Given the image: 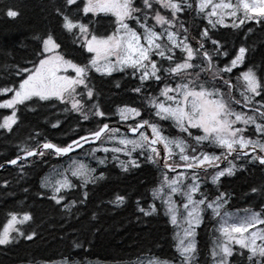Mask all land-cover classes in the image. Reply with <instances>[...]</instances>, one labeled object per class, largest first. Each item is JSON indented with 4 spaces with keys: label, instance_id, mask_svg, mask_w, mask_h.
<instances>
[{
    "label": "snow or ice",
    "instance_id": "obj_1",
    "mask_svg": "<svg viewBox=\"0 0 264 264\" xmlns=\"http://www.w3.org/2000/svg\"><path fill=\"white\" fill-rule=\"evenodd\" d=\"M54 7L61 34L80 50L84 62L70 58L55 33L36 37L41 46L32 66H18V79L0 86V109H11L0 130L13 132L20 106L29 102L41 107L58 102L78 124L99 118L97 126L66 146L37 139L20 149L23 157L7 163L68 157L66 168L54 169L41 181L47 199L56 205L71 190L84 189L82 200L64 204L65 210L87 202V186L104 178L103 172L97 176L96 168L69 156L84 144L94 145L90 155L99 165L112 153L111 160L124 173L152 165L161 173L151 189L152 203L137 204L146 217L163 209L175 230L179 264H194L196 229L209 214L219 233L212 264H264V208L233 213L227 208L229 194L220 191L222 178L236 176L247 165L264 168V67H246L237 75L234 70L245 65L249 49L241 45L230 52L217 35L219 28L239 30L248 22L264 27V0H59ZM5 14L14 19L19 12L8 6ZM101 15L112 18L111 31L95 27L100 21L93 18ZM93 72L101 77L120 72L138 81L130 90L139 104L117 105L111 114L103 110ZM109 115L118 117V126L105 122ZM98 152L104 157H97ZM125 201V195L117 194L111 203L119 207ZM9 215L0 227V246L20 237L32 240L35 232L28 234L23 226L33 216ZM148 264L173 261L156 258Z\"/></svg>",
    "mask_w": 264,
    "mask_h": 264
},
{
    "label": "trees",
    "instance_id": "obj_2",
    "mask_svg": "<svg viewBox=\"0 0 264 264\" xmlns=\"http://www.w3.org/2000/svg\"><path fill=\"white\" fill-rule=\"evenodd\" d=\"M59 0H0V86L16 80L18 66L31 67L37 49L41 46L36 37L55 33L64 45L70 58L84 62L80 50L74 49L71 41L61 34L59 18L55 5ZM8 6L18 10V17L12 19L5 14ZM100 23L95 27L104 33L111 31L109 21L112 18L98 17ZM200 21L197 20V24ZM251 28L252 31L248 32ZM218 37L225 46L234 52L244 45L249 49L245 65L234 70L236 74L246 67H264V27L248 22L241 29L219 28ZM101 107L110 114L117 105L124 103L139 104V97L131 92V87L138 81L123 73L114 72L111 77H101L92 73ZM119 82L121 88H116ZM1 99V98H0ZM64 106L55 103L41 107L29 102V106H20L19 119L13 132L0 130V167L22 152L20 149L32 145L37 139H45L61 144L70 140L77 118L64 117ZM11 111L0 110V121ZM69 113H67L68 115ZM92 122L80 123L83 131L89 132L96 127ZM117 117L109 115L105 122L115 123ZM59 122V127L52 124ZM73 122V123H71ZM173 134H179L173 128ZM39 134V136H37ZM211 148V147H210ZM208 148L211 151L218 149ZM90 151V148H89ZM96 166L95 175L101 172L104 178L96 184H89L87 202H78L70 210L64 204L73 200L81 201L84 189H73L65 194L62 205L47 199L46 190L40 180L47 169L59 164L54 158H38L5 166L0 170V227L6 223L10 213H30L33 220L25 227L28 234L35 232L32 240L23 237L13 244L0 246V264H53L71 260V264H134L147 258L171 260L179 263L176 252V238L173 226L168 223L163 209L151 217L144 216L139 206L147 207L152 203L151 189L161 179L160 171L152 165H142L124 173L111 160ZM126 159L125 157H121ZM23 165V167H21ZM220 191L229 194L228 210L244 211L264 208V168L247 165L234 177L222 178ZM79 183V182H77ZM213 193L216 189L208 185ZM252 188L257 191L253 192ZM50 194V193H48ZM117 194L125 195L123 205L116 207L111 201ZM216 220L209 214L198 228L196 235L197 255L194 264H209L211 261L212 241L216 236Z\"/></svg>",
    "mask_w": 264,
    "mask_h": 264
},
{
    "label": "rangeland",
    "instance_id": "obj_3",
    "mask_svg": "<svg viewBox=\"0 0 264 264\" xmlns=\"http://www.w3.org/2000/svg\"><path fill=\"white\" fill-rule=\"evenodd\" d=\"M233 2H235V0H233ZM2 99V98H1ZM0 110H7V111H11V109H0ZM11 114V112H10ZM8 114V115H10ZM112 154V153H111ZM104 153L103 152H98L96 153V156L97 157H104ZM123 157V156H122ZM39 158V157H38ZM73 160H77V161H82L88 165H90L91 167H96L97 165L100 166L97 161L95 159L92 158V156L90 155V151H86V152H83L81 153L80 155L78 156H75V157H72ZM70 163L69 159L68 160H65L62 164H58L56 167H53V169H51L50 171H46L43 178L46 177L49 173L53 172L54 169H63V168H66L68 166V164ZM151 194V193H150ZM157 204H159V201H156ZM231 212L233 213H238L240 215H243L245 210L244 211H235V210H232ZM19 214V213H18ZM20 215H23V214H20ZM10 218V216L7 218V220ZM217 223V222H216ZM216 227H217V224H216ZM198 229H196V232H197ZM216 236L214 238V240L212 241V247H213V242L215 241L216 237L219 235L218 232H216ZM21 238V237H20ZM175 238H176V235H175ZM19 239V238H18ZM17 239V240H18ZM195 240H196V237H195ZM176 243H177V239H176ZM212 249V248H211ZM150 259H156V258H148V259H144L140 262H136L134 264H148V261ZM48 264V263H47ZM54 264H64L63 261H59V262H56ZM76 264H79V263H76ZM94 264H102V263H94ZM173 264H179V263H173ZM210 264H212V258H211V261H210Z\"/></svg>",
    "mask_w": 264,
    "mask_h": 264
},
{
    "label": "bare ground",
    "instance_id": "obj_4",
    "mask_svg": "<svg viewBox=\"0 0 264 264\" xmlns=\"http://www.w3.org/2000/svg\"><path fill=\"white\" fill-rule=\"evenodd\" d=\"M64 117H69L70 119L73 117V115L72 114H68L67 115V113L65 114V116ZM72 120V119H71ZM105 120H106V118H105ZM73 121V120H72ZM76 127H75V130H74V133H73V135L72 136H75V135H77V134H79L81 131H83V127H81L79 124H76L75 125ZM123 126V125H122ZM124 127V126H123ZM93 128H95V127H93ZM61 141L59 140V141H53V143H56V144H58V145H60V146H62V144L60 143ZM21 156H23V153H22V155ZM46 158H54V159H56L57 161H59V158L58 157H56V156H54V155H48V156H45ZM34 157H30V158H28V160H31V159H33ZM27 160V161H28ZM25 161V160H24ZM7 164V163H6ZM6 164H4V165H6ZM1 166L0 167V170L2 169V168H4L5 166ZM58 165V163L57 164H55V165H53V166H51V167H49L48 169H47V171H50L51 169H53V167H56ZM43 178V177H42ZM42 178H41V180H40V184H41V181H42ZM44 189V188H43ZM44 190H46V191H48L47 189H44ZM27 226V224L26 225H24L23 226V228L24 229H26L25 227ZM148 259V258H147ZM138 262H140V261H138ZM136 263V262H135Z\"/></svg>",
    "mask_w": 264,
    "mask_h": 264
},
{
    "label": "flooded vegetation",
    "instance_id": "obj_5",
    "mask_svg": "<svg viewBox=\"0 0 264 264\" xmlns=\"http://www.w3.org/2000/svg\"><path fill=\"white\" fill-rule=\"evenodd\" d=\"M76 117V116H75ZM77 118V117H76ZM71 123H73V122H71ZM82 124H84L85 122H81ZM113 125L114 126H118L117 125V122L116 123H113ZM76 127V126H75ZM75 127H74V130H75ZM88 133V132H87ZM86 133V131H81L79 134H77V135H75V136H72L71 137V141H72V139H76V138H78L79 136H81V135H84V134H87ZM70 142V141H69Z\"/></svg>",
    "mask_w": 264,
    "mask_h": 264
},
{
    "label": "water",
    "instance_id": "obj_6",
    "mask_svg": "<svg viewBox=\"0 0 264 264\" xmlns=\"http://www.w3.org/2000/svg\"><path fill=\"white\" fill-rule=\"evenodd\" d=\"M129 135H130V134H129ZM84 145H88V144H84ZM78 149H79V148H77L75 151H77ZM75 151H74V152H75ZM22 157H23V156H22ZM29 158H30V157H29ZM21 160H22V159H21ZM18 162H20V160H19ZM223 165H224V164H222L221 167H222ZM4 166H7V167L9 166V167H11V166H13V165L7 163V164L4 165Z\"/></svg>",
    "mask_w": 264,
    "mask_h": 264
}]
</instances>
